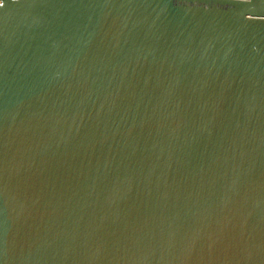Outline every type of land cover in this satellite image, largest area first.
Here are the masks:
<instances>
[{"label":"water","instance_id":"water-1","mask_svg":"<svg viewBox=\"0 0 264 264\" xmlns=\"http://www.w3.org/2000/svg\"><path fill=\"white\" fill-rule=\"evenodd\" d=\"M0 264H264V0H0Z\"/></svg>","mask_w":264,"mask_h":264}]
</instances>
